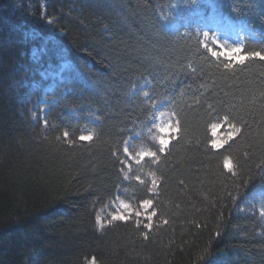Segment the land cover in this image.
Masks as SVG:
<instances>
[{
  "label": "trees",
  "instance_id": "1",
  "mask_svg": "<svg viewBox=\"0 0 264 264\" xmlns=\"http://www.w3.org/2000/svg\"><path fill=\"white\" fill-rule=\"evenodd\" d=\"M167 1L0 0V264H264V218L240 210L264 186V60L215 58L165 29ZM212 1L249 28L244 54L264 52V0ZM33 47L69 62L52 91L26 85ZM158 104L182 131L126 177L132 134L159 150L145 128ZM224 117L242 133L215 149ZM119 189L153 201L151 228L134 215L98 225Z\"/></svg>",
  "mask_w": 264,
  "mask_h": 264
},
{
  "label": "rangeland",
  "instance_id": "2",
  "mask_svg": "<svg viewBox=\"0 0 264 264\" xmlns=\"http://www.w3.org/2000/svg\"><path fill=\"white\" fill-rule=\"evenodd\" d=\"M162 20L165 29L182 35L194 34L207 48L212 55V51L219 53L215 58H224L232 61L227 53L230 49L239 46L242 49L243 41L251 36L249 28L239 20H233L222 14L215 6L212 0H168L166 5L161 8ZM211 49V51H210ZM41 47H33L30 51L29 60L31 62L30 79L26 85L32 89H40L43 92L52 91L58 81L65 78L70 71L69 62L66 59L61 60L57 65L44 63L41 60ZM243 52V51H242ZM143 84L142 87H145ZM54 99H39L35 107L39 104L41 114L44 115L47 106L53 103ZM88 125L81 129V134L91 133L93 135L92 125L96 123V118L93 114H87ZM175 118L172 111L166 108L164 104L155 105L152 109L151 116L148 120V126L145 127L148 131H153V138L159 146L158 137L161 135L160 128L166 127L169 122H174ZM214 123L222 125L217 131L218 138H222L224 133L228 131V122L220 119ZM80 134V135H81ZM140 132L132 134L124 143V147H128L129 154H124L123 166L125 168V176L136 173L140 168V163L136 162V153L141 151H150L143 143L136 142L139 140ZM211 140L214 138L210 126ZM225 145V144H224ZM160 147V146H159ZM151 158V157H149ZM154 179H152L153 181ZM126 190L119 189L118 195L111 201L105 209L101 210L98 215V225L102 226L113 219L116 215H125L128 218L134 215L147 226L150 221L148 214L153 213L151 206L145 208L143 201L138 205H133L131 202L123 198ZM124 205H128L127 208ZM245 209L255 210L259 216L264 218V186L258 187L250 195L246 197L240 210ZM139 213V215H137ZM153 218V216H152ZM151 218V220H152Z\"/></svg>",
  "mask_w": 264,
  "mask_h": 264
},
{
  "label": "snow or ice",
  "instance_id": "3",
  "mask_svg": "<svg viewBox=\"0 0 264 264\" xmlns=\"http://www.w3.org/2000/svg\"><path fill=\"white\" fill-rule=\"evenodd\" d=\"M211 51V49H210ZM226 55H228L230 57V59L232 61H235V63L237 64H244L249 58H258L260 60H264V52H249L247 54H244L242 52V49L237 46L234 47L232 49H230L227 53H225ZM212 55L213 56H217L219 55V53L212 51ZM230 64H226L225 67H230ZM224 120L226 122H228V131L224 133V136L222 138H218L219 137V133H218V129L222 127L221 124L219 123H213L211 125V131H212V135H213V139L211 140V146L215 149H219L222 148L224 146V144L228 143L229 141L233 140L234 137L238 136L239 134L242 133V129L240 127H238L237 125L231 123L228 121V117H224ZM45 125L47 124V121H44ZM182 131V127H181V122L179 120H176L174 122H169L167 124L166 127H161L160 128V132L161 135L158 137V141H159V150L158 152L156 151H141L139 153H136V162L140 163L141 160L145 159V158H149L151 157L153 160H158L159 159V154L158 153H163L167 150L169 144L171 143V141L178 136ZM63 137L65 139H67L69 137V133L67 131H65L63 133ZM78 139L80 141H84V142H90L93 140V135L91 133H87V134H81ZM70 144H74L75 141H69ZM125 154H129V149L128 147H124L123 149ZM224 166L225 168H227L229 171L232 170V164L231 161L229 159H225L224 162ZM156 181L153 180V184H155ZM153 203L152 200L150 199H146L143 201V206L145 208H148L149 206H151ZM125 208L128 207V205H124ZM137 215H139V213H137ZM155 213H150L148 214V219L149 221H151L152 216H154ZM113 219L115 220H127L128 217L125 215H116L113 217ZM137 223H139V221H137ZM166 223V221H165ZM148 228L152 227V224L149 223L147 225ZM91 264H95V259L92 260Z\"/></svg>",
  "mask_w": 264,
  "mask_h": 264
}]
</instances>
